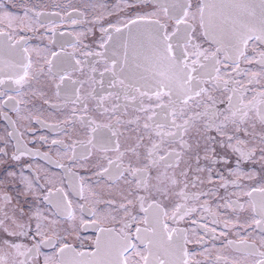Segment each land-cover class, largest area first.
Returning a JSON list of instances; mask_svg holds the SVG:
<instances>
[{
    "label": "snow or ice",
    "instance_id": "6c2138e0",
    "mask_svg": "<svg viewBox=\"0 0 264 264\" xmlns=\"http://www.w3.org/2000/svg\"><path fill=\"white\" fill-rule=\"evenodd\" d=\"M0 118V264H264V0H0Z\"/></svg>",
    "mask_w": 264,
    "mask_h": 264
},
{
    "label": "flooded vegetation",
    "instance_id": "af4514ba",
    "mask_svg": "<svg viewBox=\"0 0 264 264\" xmlns=\"http://www.w3.org/2000/svg\"><path fill=\"white\" fill-rule=\"evenodd\" d=\"M109 2H111V0H109ZM98 35V33H97ZM47 118V113H45L44 116L41 117V119H45ZM49 123H53V120H51L50 118L48 119ZM7 126V122L4 121L2 118H0V130H2L3 128H5ZM31 127L35 130L33 134L26 136L25 139L26 140H32L33 138H35L36 140H38V138L40 136H48L50 139L55 137V133L52 132V130L50 128H44L41 127V125L39 123L33 122ZM29 147H33V148H41V151H46L48 150L47 147H41V145L39 143H32L29 145ZM54 155V152H53ZM36 163H40V164H44L45 162L42 160V158L40 157H35L32 158ZM31 162V161H30ZM26 173H27V169H26ZM221 194H223V190H221ZM90 234V233H89Z\"/></svg>",
    "mask_w": 264,
    "mask_h": 264
}]
</instances>
